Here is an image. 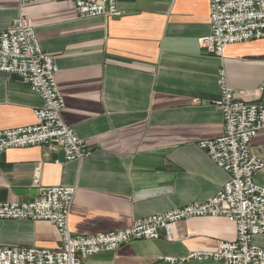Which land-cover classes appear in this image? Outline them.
Listing matches in <instances>:
<instances>
[{"label":"crops","instance_id":"obj_1","mask_svg":"<svg viewBox=\"0 0 264 264\" xmlns=\"http://www.w3.org/2000/svg\"><path fill=\"white\" fill-rule=\"evenodd\" d=\"M118 16H79L67 0L23 6L40 47L53 55L64 96L63 120L92 149L81 160L55 162L39 146L0 153V201H27L40 186H75L69 227L94 234L129 227L134 220L214 195L228 178L198 146L223 133L215 106L218 70L237 89L264 80V38L229 44L208 54L197 38L209 27L208 0H117ZM21 9L0 0V29ZM258 101L264 103V91ZM40 98L0 71V129L32 124ZM264 161V129L252 140ZM264 185V167L254 174ZM134 239L88 256L85 264H166L164 256L214 250L234 240L223 216H199L171 225V240ZM253 242L264 247V234ZM46 220L0 219V245L56 249ZM182 264H221L190 258Z\"/></svg>","mask_w":264,"mask_h":264},{"label":"built area","instance_id":"obj_2","mask_svg":"<svg viewBox=\"0 0 264 264\" xmlns=\"http://www.w3.org/2000/svg\"><path fill=\"white\" fill-rule=\"evenodd\" d=\"M21 9L12 23L0 29V71L26 83L41 100L34 110L32 124L0 129V153L11 148L39 146L47 156L59 162L81 160L92 149L67 124L61 111L64 96L55 75L58 67L53 55L40 47L35 28L23 6L41 0H18ZM56 1V0H53ZM79 16H118L117 0H67ZM209 27L199 36L200 48L222 56L229 44L264 38V0H208ZM219 86L216 108L221 112L223 133L200 140L198 146L228 173L217 192L203 202L182 206L137 218L127 228L94 234H77L69 227L75 186H40L37 195L27 201H0V219L46 220L60 237L56 249L37 246L0 245V264H85L84 260L102 250H115L134 239H155L160 231L171 240V225L178 220L199 216H223L234 222L236 238L220 240L214 250L185 256H164L166 264H182L190 258H208L221 264H264V247L253 242L264 234V185L254 174L264 161L252 150V140L264 129V103L258 101L264 80L254 89L231 88L225 70L217 73Z\"/></svg>","mask_w":264,"mask_h":264},{"label":"water","instance_id":"obj_3","mask_svg":"<svg viewBox=\"0 0 264 264\" xmlns=\"http://www.w3.org/2000/svg\"><path fill=\"white\" fill-rule=\"evenodd\" d=\"M59 158L63 159V154L62 153L59 154Z\"/></svg>","mask_w":264,"mask_h":264}]
</instances>
